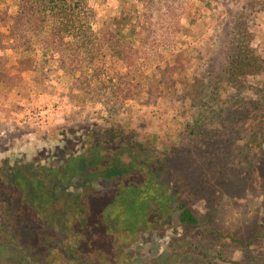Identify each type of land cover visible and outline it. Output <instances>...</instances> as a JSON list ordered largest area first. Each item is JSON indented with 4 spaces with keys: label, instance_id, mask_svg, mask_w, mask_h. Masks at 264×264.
<instances>
[{
    "label": "rangeland",
    "instance_id": "obj_1",
    "mask_svg": "<svg viewBox=\"0 0 264 264\" xmlns=\"http://www.w3.org/2000/svg\"><path fill=\"white\" fill-rule=\"evenodd\" d=\"M38 1L0 0V161L46 149L57 168L80 154L57 131L118 126L171 154L164 184L226 242L249 240L264 214V141H251L264 117V0H83L90 32L64 42L51 13L27 10ZM185 232L143 234L127 264L166 263ZM42 243L24 230L0 244V264H36ZM228 243L213 264H264V237Z\"/></svg>",
    "mask_w": 264,
    "mask_h": 264
},
{
    "label": "trees",
    "instance_id": "obj_2",
    "mask_svg": "<svg viewBox=\"0 0 264 264\" xmlns=\"http://www.w3.org/2000/svg\"><path fill=\"white\" fill-rule=\"evenodd\" d=\"M85 9L83 0H39L27 8L51 13L53 38L62 42L90 32ZM257 128L252 142L264 141V117ZM57 133L65 143L77 138L80 144V154L57 168L46 149L31 159L0 161V244L19 243L25 230L43 240L36 264H127L143 234L183 226L187 232L174 237L166 263L178 257L187 264H213L223 258L227 237L212 218L196 214L180 191L164 184L173 167L170 153L146 146L118 126H85L74 138L66 129ZM260 171L264 184V151ZM58 201L62 206L54 216ZM262 237L264 214L249 240L230 237L228 244L247 248Z\"/></svg>",
    "mask_w": 264,
    "mask_h": 264
}]
</instances>
